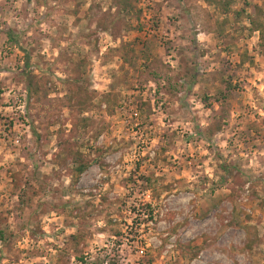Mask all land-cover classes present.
Wrapping results in <instances>:
<instances>
[{
  "label": "rangeland",
  "instance_id": "obj_1",
  "mask_svg": "<svg viewBox=\"0 0 264 264\" xmlns=\"http://www.w3.org/2000/svg\"><path fill=\"white\" fill-rule=\"evenodd\" d=\"M254 22L264 0H0V264H264Z\"/></svg>",
  "mask_w": 264,
  "mask_h": 264
},
{
  "label": "trees",
  "instance_id": "obj_2",
  "mask_svg": "<svg viewBox=\"0 0 264 264\" xmlns=\"http://www.w3.org/2000/svg\"><path fill=\"white\" fill-rule=\"evenodd\" d=\"M261 12H262V10H261ZM256 24L257 23L254 22L253 26H255V29L258 30L261 33L262 38H264V25H259V24L256 25ZM31 85H32V82H31ZM31 85L30 84L28 85V89ZM29 91H30V89H29ZM221 127H222V125L219 122V125L214 130L211 131L212 136H215V134H217L218 131L221 130ZM85 169H86V165H82L81 168L79 169V171L82 172ZM150 216L152 217L153 215L150 214Z\"/></svg>",
  "mask_w": 264,
  "mask_h": 264
}]
</instances>
